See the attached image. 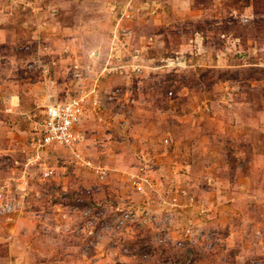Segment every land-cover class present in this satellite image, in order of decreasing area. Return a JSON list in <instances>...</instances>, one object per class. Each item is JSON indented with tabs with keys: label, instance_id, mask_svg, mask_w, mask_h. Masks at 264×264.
I'll list each match as a JSON object with an SVG mask.
<instances>
[{
	"label": "rangeland",
	"instance_id": "obj_1",
	"mask_svg": "<svg viewBox=\"0 0 264 264\" xmlns=\"http://www.w3.org/2000/svg\"><path fill=\"white\" fill-rule=\"evenodd\" d=\"M0 264H264V0H0Z\"/></svg>",
	"mask_w": 264,
	"mask_h": 264
},
{
	"label": "built area",
	"instance_id": "obj_2",
	"mask_svg": "<svg viewBox=\"0 0 264 264\" xmlns=\"http://www.w3.org/2000/svg\"><path fill=\"white\" fill-rule=\"evenodd\" d=\"M83 100L69 97L65 101L48 103L38 124L37 148L51 144H67L73 136L74 126L83 115Z\"/></svg>",
	"mask_w": 264,
	"mask_h": 264
}]
</instances>
